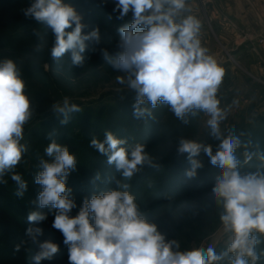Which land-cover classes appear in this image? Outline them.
Returning a JSON list of instances; mask_svg holds the SVG:
<instances>
[{"label":"clouds","instance_id":"obj_1","mask_svg":"<svg viewBox=\"0 0 264 264\" xmlns=\"http://www.w3.org/2000/svg\"><path fill=\"white\" fill-rule=\"evenodd\" d=\"M51 31L54 37L50 57L56 62L67 55L72 67L83 68L90 45H100L99 28L87 31L82 14L66 0H31L21 9ZM116 19L130 21L117 29L119 39L114 55L100 48L102 58L113 72L120 73L116 83L133 92V117L153 118V111L167 105L181 123L203 113L212 144L190 138H180L178 156H186L188 179L195 178L203 163V153L212 166L219 169L211 188L217 205L219 223L226 237L219 251L209 244L181 249L176 239H169L158 225L142 211L136 196L130 191V181L145 167L159 164L146 151L144 143H128L112 131H104L101 140L93 137L89 146L106 157L119 178L107 183L114 187L94 192L85 198L79 211L67 181L77 170L78 160L67 145L49 133V143L39 158L34 183L40 186L37 209L27 215L30 225L23 243L37 246L32 264L52 261L59 244L51 239L40 240L48 215H53L52 228L63 237L68 264H261L264 260V147L234 128L225 131L221 124L226 112L218 97L226 71L202 45V22L190 14L188 0H114ZM34 35L39 36L38 32ZM39 51V48L36 49ZM20 65L11 58L0 59V183H7V174L15 182L18 197L27 191L28 182L16 171L29 145L25 127L34 118L32 99L26 91ZM68 125L74 114L83 109L68 96L51 106ZM101 181L96 172L92 183ZM167 197V194L165 195ZM20 251V245L14 248Z\"/></svg>","mask_w":264,"mask_h":264},{"label":"rangeland","instance_id":"obj_2","mask_svg":"<svg viewBox=\"0 0 264 264\" xmlns=\"http://www.w3.org/2000/svg\"><path fill=\"white\" fill-rule=\"evenodd\" d=\"M66 2L71 3L82 14L88 25L87 31L99 28L101 34L100 45H90L84 54L86 64L83 68L72 67L67 55L60 62L51 59L50 48L54 39L51 31L33 19L26 18L21 11L31 1L24 2L19 10L7 9L0 14V59L11 58L17 63H32L35 70L31 77L38 80L48 76L52 87L56 89L55 93L48 95L46 102L32 103L34 118L25 127V141L29 145V152L19 166L28 165L32 156L38 159L43 156L44 148L50 142L49 133L64 130L65 136L77 150L78 160L77 170L68 179L77 182L73 177L76 173L78 177L92 181L94 173L101 171L100 174H105L102 180L104 182L110 178H119V174L110 166L103 168V171L99 170L102 160L98 152L89 146L93 137L102 140L104 131L110 130L118 138H126L130 144L144 143L146 151L159 167H145L132 180L125 181L130 184L131 192L134 187L139 190L134 195L142 211L169 239L178 240L182 250L211 244L219 251L224 247L226 237L219 223L217 205L211 196L215 177H202L198 186L195 178H186L179 186L181 193L174 194L171 199L158 202L157 196H154L155 189L162 181L172 174H184L189 167L186 156L176 154L180 138L212 144L215 151L218 142L209 135L206 126L208 117L201 113L185 125L175 118L167 105L162 104L153 111V118L135 119L132 114L134 97L126 99L121 93H129L131 96L135 94L127 92L122 85L116 83V77L121 74L113 72L100 54V48H107L110 54H115L119 39L117 29L129 22L131 17L116 19L118 13L112 12L114 0ZM188 8L190 14L202 22V45L226 71L218 92L221 107L226 112L222 129L227 131L234 128L245 134L244 139H251L264 147V0H188ZM34 32H38L39 36L34 35ZM35 83L34 87L39 88L41 83ZM65 96L77 103L83 112L74 114L68 125H61L60 118L51 111V106L62 101ZM83 124H96V127L86 130ZM150 131L153 132V139L143 141V135ZM59 140L64 145L65 142ZM198 159L204 165L207 156L202 153ZM33 168L36 173L38 169L35 163ZM3 179L8 184L10 177L6 174ZM106 181L95 183L100 186V191L114 187ZM151 182L154 183L152 186ZM4 184L1 183V186L4 187ZM81 191L83 197H89L87 191ZM76 203L78 207L73 210V215L78 213L82 199L76 198ZM53 219L54 217L42 226L38 225L44 230V235L39 238L41 241H53L57 237L63 239L52 228ZM2 223L0 222V247L8 249L11 254H22V259L9 262L3 256L0 264H32L31 258L37 246H26L23 243L26 239L24 230L21 240L17 238L21 232L15 227L18 226L16 222L8 223L9 228L2 226ZM9 229L14 232L9 231L11 234H8ZM17 244L20 245L19 252L14 251ZM61 249L66 251L67 247ZM42 264H68V259L46 260ZM261 264H264V260Z\"/></svg>","mask_w":264,"mask_h":264},{"label":"trees","instance_id":"obj_3","mask_svg":"<svg viewBox=\"0 0 264 264\" xmlns=\"http://www.w3.org/2000/svg\"><path fill=\"white\" fill-rule=\"evenodd\" d=\"M26 1H31V0H0V14L3 13L4 11H6L7 9L9 10H19V8L21 7V5L26 2ZM22 69V77L24 78V80L26 81V91L27 94L29 95V97L32 99V103H38V102H46L48 95H50V93H55L56 89H54V87H52L51 83H50V79L48 76H46L45 78L41 79L39 78L38 80H34V78L31 77V73L33 72V70H35V65H33L32 63H18ZM37 69V67H36ZM40 70V69H37ZM35 82H39L41 83L39 88H35L34 85L36 84ZM123 95L124 98L126 99H131L134 96L130 95L129 93H125L122 92L121 93ZM171 121L173 120V118H170ZM85 123V121H84ZM83 126H85L86 130H90L89 127H96V124H93L91 126H87L86 124H83ZM106 128V127H105ZM59 131V130H58ZM64 130H60L57 133L56 139L58 140V142L60 141L59 139L63 140L64 145H67L70 149L71 152L77 153V150L75 149V146L71 143V141H69V139L65 136V132H63ZM153 139V132H149L145 135H143L142 140L146 141V140H151ZM141 140V141H142ZM63 144V143H62ZM99 154V153H98ZM100 160H102V166L99 165L98 168L99 170H104L106 166H109L106 163V157L102 156L99 154ZM39 159L36 157H30L29 158V163L28 165L24 164L22 166L17 167L16 171L18 173H20L23 178L28 182V188L27 191L24 193L23 197H18L15 195L16 191H17V186L15 184V182L11 181V179L9 180L8 184H4V187L1 186L0 183V222L2 223V226H7L8 227V223H14L16 222L18 226H15L16 228H18V232L20 235L17 236L18 239L21 240V235L23 233V230L26 231V229L30 226L27 222V215L34 210H40L42 212L48 213V209H37L36 206V197L38 195V192L40 191V186L36 185L34 183V176H35V169L33 168V163H35V165H38ZM104 168V169H103ZM218 168L212 166L209 162V159L207 157V159L204 160V165L201 169L200 172H198L197 176L195 177V181H196V186L201 184V180L203 179L202 177L204 176H213L215 177L216 175H218L219 172ZM98 172V171H97ZM101 172V171H100ZM99 172V173H100ZM96 173V172H95ZM94 173V174H95ZM185 173V172H184ZM172 174V173H171ZM74 178H76L77 182L73 181V180H69L67 181L68 186L72 189V196L74 197L75 201L76 198H78V200L82 199V201L86 198L83 197V191L84 190L88 192L89 197H91V195L94 192H99L100 191V186L98 184H93L92 181H90L89 179H85L83 177H78V174L74 173L73 174ZM105 174H101V182H103L102 180H104L103 178H105V176H103ZM179 176V177H178ZM187 177L185 176V174H181V175H175L172 174L171 176H169L168 178H166L164 180V182L162 181L161 185L159 187H157L154 191V196H157V201H164L167 198H165V195L167 194L168 198H174V194L180 192L179 190V186L183 183V181L186 179ZM106 181V180H105ZM104 181V182H105ZM103 182V183H104ZM151 186L154 184L153 182H151ZM102 184V183H101ZM194 184V186H195ZM133 186V184H132ZM103 187V185H102ZM133 192V194H135L137 192V188L134 187V189H131ZM139 192V190H138ZM181 193V192H180ZM185 194V193H183ZM53 217V215L49 214L48 218L46 221L42 222L40 226L48 223L51 218ZM3 230V229H2ZM6 230V229H5ZM13 233L14 231H11V229L8 230V232ZM8 234H11V233ZM13 236V235H11ZM63 239L57 237L53 240V242H56L59 244V252L58 254H56V256L54 257V259H58V260H62L68 259V251L66 249V251H61L62 247L64 248L65 245L62 243ZM3 256H5L4 258H7L5 260L9 261V262H14V261H21L22 259V254H11L8 249L6 248H1L0 247V260L3 259ZM45 262V261H43ZM9 264V263H8Z\"/></svg>","mask_w":264,"mask_h":264}]
</instances>
